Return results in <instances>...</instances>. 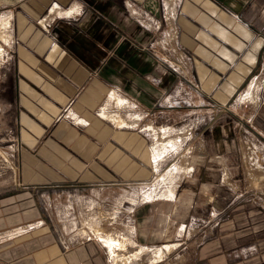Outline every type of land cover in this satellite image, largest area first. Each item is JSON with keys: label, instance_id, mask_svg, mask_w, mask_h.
Segmentation results:
<instances>
[{"label": "crops", "instance_id": "0c3cea01", "mask_svg": "<svg viewBox=\"0 0 264 264\" xmlns=\"http://www.w3.org/2000/svg\"><path fill=\"white\" fill-rule=\"evenodd\" d=\"M11 16L0 123L17 146L12 192L0 195L1 262L112 264L95 239L65 247L47 201L102 200L155 179L151 137L125 127L132 110L143 126L168 129L197 116L184 184L132 210L140 245L193 238L194 264H264V192L244 164L248 142L260 165L251 157L248 168L261 167L264 150V0H22ZM190 202L207 222L199 212L181 222ZM148 216L157 223L146 234Z\"/></svg>", "mask_w": 264, "mask_h": 264}, {"label": "rangeland", "instance_id": "374dc122", "mask_svg": "<svg viewBox=\"0 0 264 264\" xmlns=\"http://www.w3.org/2000/svg\"><path fill=\"white\" fill-rule=\"evenodd\" d=\"M21 1L22 0H0V47L2 48V53L0 54V75L8 63V57L10 55L9 45L12 40L11 26L4 29L3 23L5 20H10L12 18L11 15L13 10L18 7ZM10 21L12 23V20ZM5 34L9 35V42L5 41L3 37ZM129 113L125 116L122 115L128 122L125 127L129 129L138 128L140 131L145 132L151 137L152 144L156 140L155 131H161L162 134H166L167 136H164L165 139L168 138L169 135H171V137H176V139L178 138L177 142H174L175 144L173 145L165 144V146H160L163 151L158 160L152 157V165L158 170V174L147 186L136 187L137 185H134L131 188H126L124 187L125 185H119V188L116 186L111 189L112 191L102 193L103 201L89 194L77 196L72 193L59 194L55 195V197L51 196L50 201H47V203L52 219L59 229L60 239H62V237L67 239L66 242L61 240L63 245L67 248L78 245L82 241L95 239L103 248L102 251H104L110 259V263H112L116 256H130L128 264H131V260H134L137 255H142L143 261L140 262L144 264H194V261L187 255V252L195 246L192 241L193 238L191 242H187L188 246L186 248L185 245H187V243L181 244L175 247V249L172 247L167 249L166 245L156 246V248L153 249L150 247H143L135 239L131 214L134 207L143 199L149 200L161 196L163 190L169 187H175L178 184H184L185 177L182 176L181 169H183L182 165H185L186 161H184V156H182L184 155L182 147L189 142L190 138H192L191 136L197 131L196 127H193L196 124L195 118L197 116L193 115L191 120L189 119L182 122L179 124L180 126L176 128L168 129L165 127H155L156 130H152V125L151 127H149L150 124H145L143 126L142 123L137 121V113L134 114L132 110L129 111ZM16 146L17 140H15V137L11 134L9 129L0 123V195H7L12 192L11 189L15 174L8 165V159L13 156ZM249 146L250 143L248 142L245 147V153L248 152V158L246 157L247 159H245L246 161H244V164L247 170L249 169L250 172L254 173L253 175L247 176V179L249 180V185H251L253 189L264 192V150H262L259 145L257 146L258 152L256 157L259 158L262 163L261 167L258 168L260 165L254 157V153L251 155ZM174 152H176V155H174L172 160L163 162V159L172 155ZM251 157H254L258 166L255 170L248 168V165L251 167ZM176 167L178 170L175 172ZM162 175H165V177L162 178ZM120 187L125 189L122 190ZM196 205V202L182 204L184 208L182 223L188 222L191 213L194 214L198 212L202 214V220L207 222L205 213L208 211L206 209L199 210ZM212 206L216 207L210 204L208 208L211 209ZM151 223H154L155 229V223H157V221L155 218L148 216L147 223L143 228L146 234L151 231ZM203 224L204 223H199L198 229L202 228ZM105 237L106 239L112 238L114 242H116L113 248L114 254H112L109 247L105 245L103 240ZM143 237H146V235ZM184 240L188 241V239ZM159 251L161 252V257L157 256ZM134 261H132V263L137 264ZM0 264L5 263L0 261Z\"/></svg>", "mask_w": 264, "mask_h": 264}, {"label": "bare ground", "instance_id": "6f19581e", "mask_svg": "<svg viewBox=\"0 0 264 264\" xmlns=\"http://www.w3.org/2000/svg\"><path fill=\"white\" fill-rule=\"evenodd\" d=\"M11 20V19H10ZM10 20H5L4 21V23H3V25H4V29H7L8 27H10L11 26V21ZM3 29V30H4ZM1 31V30H0ZM7 33V32H6ZM4 39H5V41H7V42H9V35H7V34H5L4 36ZM2 53V48L0 47V54ZM253 86V85H252ZM256 86H257V84H256ZM258 87V86H257ZM255 90V89H254ZM256 94V93H255ZM114 95V94H113ZM254 96H256V95H254ZM113 99H115V101H117V103H119V104H122L123 103V100L122 99H120V97L119 98H115V96L114 97H112ZM103 115L105 114L104 112L102 113ZM114 116V115H113ZM110 118V117H109ZM122 118V117H121ZM122 120H123V118H122ZM119 122H123V121H120V120H118ZM117 121V122H118ZM126 122V121H125ZM149 127H151V125L149 126ZM152 128V130L154 129V130H156V128L155 127H151ZM154 134H155V141L153 142V144H152V148H151V150H152V156L154 157V159L155 160H158L159 158H160V155L162 154V151H163V149H161L162 147H160V146H165V141H164V135H166V134H162L161 133V131H155L154 132ZM169 142V143H168ZM167 142V139H166V144H170V145H173V143H174V141L173 140H169ZM178 169L176 168L175 169V171H177ZM171 195V191H169L167 194H166V196L167 197H169ZM94 230V229H93ZM98 232V231H97ZM104 240V242H105V245H107L108 247H109V249L111 250V253L112 254H114V246L116 245V242H114V239H112V238H108V239H106V237H105V239H103ZM172 247V246H171ZM169 245L168 246H166V248L167 249H170L171 248ZM157 256L158 257H161V252L159 251L158 253H157ZM129 259H130V256H116L114 259H113V261H112V264H128V262H129ZM159 261V260H158Z\"/></svg>", "mask_w": 264, "mask_h": 264}, {"label": "built area", "instance_id": "2783aa9c", "mask_svg": "<svg viewBox=\"0 0 264 264\" xmlns=\"http://www.w3.org/2000/svg\"><path fill=\"white\" fill-rule=\"evenodd\" d=\"M133 12L136 14L137 18L144 22V23H147L148 24V21L151 22V18H149L145 12H137V11H134Z\"/></svg>", "mask_w": 264, "mask_h": 264}]
</instances>
